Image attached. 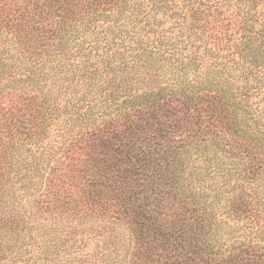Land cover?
<instances>
[{
	"label": "trees",
	"instance_id": "1",
	"mask_svg": "<svg viewBox=\"0 0 264 264\" xmlns=\"http://www.w3.org/2000/svg\"><path fill=\"white\" fill-rule=\"evenodd\" d=\"M191 2L0 0V264H264V27Z\"/></svg>",
	"mask_w": 264,
	"mask_h": 264
},
{
	"label": "rangeland",
	"instance_id": "2",
	"mask_svg": "<svg viewBox=\"0 0 264 264\" xmlns=\"http://www.w3.org/2000/svg\"><path fill=\"white\" fill-rule=\"evenodd\" d=\"M191 3H194L196 7L200 6L202 9L207 10V12L211 10L213 14H219L220 17L210 18L209 21L213 22L212 19H215V22L219 23L218 25H222L223 27H221L223 29L222 31H220L219 37H234L232 44L237 40L238 37H242L245 31L247 32L248 27L254 26L255 29H262L264 27V0H255L254 2L251 0H192ZM216 8L218 9V11H216ZM219 10L221 11V13ZM211 26H213L212 23ZM211 26L207 25L205 27L206 33L210 37H212ZM150 29H152V37H157L158 31L162 32L163 30H165L163 37H178L179 29L175 28L174 22L169 19L159 25L157 24L151 26ZM199 33L200 32H198V35H200ZM213 34L216 36V31ZM233 51H235V48L232 50V52ZM250 102L254 109H256L257 107H259L260 109L264 108V88L261 90V92L256 93L251 98ZM229 224L233 225V222H230ZM107 231L102 234L101 225L100 233H90L86 238V242H88V245H85L84 249H86L87 251L88 249H94L93 247L94 245H96L95 242H98L99 247L94 250L95 252L93 253L95 257L99 258L97 262L101 263V257L104 258L106 252L111 249V258L109 261L112 264H120L123 255L122 250L126 249V246L130 241L129 233H127L124 228L119 226L116 227V231L113 232L114 237ZM238 234L250 235L251 233L249 229L242 228L241 230H239L237 235ZM108 236H110V244H108L107 242ZM101 239H104L106 241V245L102 244ZM115 250L116 252H118V254L115 253Z\"/></svg>",
	"mask_w": 264,
	"mask_h": 264
}]
</instances>
